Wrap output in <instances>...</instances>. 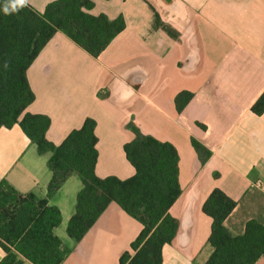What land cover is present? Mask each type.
Returning <instances> with one entry per match:
<instances>
[{"label":"crops","instance_id":"obj_1","mask_svg":"<svg viewBox=\"0 0 264 264\" xmlns=\"http://www.w3.org/2000/svg\"><path fill=\"white\" fill-rule=\"evenodd\" d=\"M52 1L28 5L42 12ZM91 1L89 14L110 20L121 15L125 28L97 58L55 33L27 70L35 98L26 111L50 119L45 137L54 145L92 118L95 175L123 180L134 174L123 152L134 136L130 115L117 119V107L144 99L151 129L139 131L171 143L179 157L181 193L169 209L178 229L162 248V264H203L211 253V219L201 206L213 189L236 202L224 221L232 235H241L249 220L264 225V112L250 111L264 91V0H183L185 18L176 22L167 21L151 0ZM137 69L146 79L131 86ZM181 91L193 97L177 113L173 100ZM191 140L205 149L201 156ZM49 157L38 154L17 125L0 128V180L19 192L46 195ZM80 189L71 174L48 199L60 212L54 233L68 249L62 264H117L141 226L110 203L82 239L73 241L66 226ZM254 264H264V256Z\"/></svg>","mask_w":264,"mask_h":264},{"label":"trees","instance_id":"obj_2","mask_svg":"<svg viewBox=\"0 0 264 264\" xmlns=\"http://www.w3.org/2000/svg\"><path fill=\"white\" fill-rule=\"evenodd\" d=\"M4 3L0 0V128L17 125L38 154L50 153L47 167L51 178L44 197L21 193L0 180V264H62L68 249L54 233L60 224V212L49 205L48 199L71 174L79 178L81 189L66 226L69 238L80 241L114 203L141 226L117 264H162V248L173 241L178 229L177 220L169 215L181 193L175 147L142 134L130 124L134 137L123 145V152L134 174L123 180L99 178L95 175L98 154L92 118H85L79 128L54 145L45 137L50 119L26 111L35 98L27 70L55 33H63L90 57L97 58L125 28L123 17L110 20L103 13L89 14L94 6L91 0H54L42 12L28 5L11 15L3 13ZM192 97L188 91L176 94V112L180 113ZM250 111L256 116L264 112V91ZM191 145L199 156L205 152L194 140ZM235 206L236 202L217 188L202 203L201 212L211 219L207 238L211 253L203 264H254L264 256L263 224L249 220L238 236L224 226Z\"/></svg>","mask_w":264,"mask_h":264},{"label":"rangeland","instance_id":"obj_3","mask_svg":"<svg viewBox=\"0 0 264 264\" xmlns=\"http://www.w3.org/2000/svg\"><path fill=\"white\" fill-rule=\"evenodd\" d=\"M174 32H175V36L179 37L178 33L176 31ZM148 89L145 88L144 89L145 92H147ZM117 112H118L116 116L117 119L121 120V118L125 115V113L126 114L128 113L131 117L130 122L132 123L133 126H135L138 130L140 129L147 133L150 132L151 123H150L149 108H148V104L144 101V99H141L140 97L138 98L136 97L135 99L128 101L126 103H121L117 107Z\"/></svg>","mask_w":264,"mask_h":264},{"label":"water","instance_id":"obj_4","mask_svg":"<svg viewBox=\"0 0 264 264\" xmlns=\"http://www.w3.org/2000/svg\"><path fill=\"white\" fill-rule=\"evenodd\" d=\"M158 8L160 13L165 17L167 21L176 22L178 19L185 18V4L183 0H151ZM134 76V82L131 86L141 85L146 79V72L142 69L132 72Z\"/></svg>","mask_w":264,"mask_h":264},{"label":"clouds","instance_id":"obj_5","mask_svg":"<svg viewBox=\"0 0 264 264\" xmlns=\"http://www.w3.org/2000/svg\"><path fill=\"white\" fill-rule=\"evenodd\" d=\"M29 0H5L3 5V13L5 15H11L19 12L23 8L27 7Z\"/></svg>","mask_w":264,"mask_h":264},{"label":"flooded vegetation","instance_id":"obj_6","mask_svg":"<svg viewBox=\"0 0 264 264\" xmlns=\"http://www.w3.org/2000/svg\"><path fill=\"white\" fill-rule=\"evenodd\" d=\"M166 2H168V0H165Z\"/></svg>","mask_w":264,"mask_h":264}]
</instances>
